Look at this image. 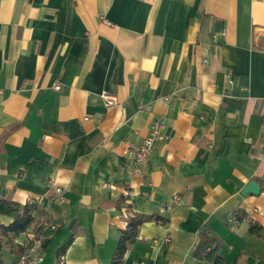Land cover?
<instances>
[{
    "label": "crops",
    "instance_id": "0c3cea01",
    "mask_svg": "<svg viewBox=\"0 0 264 264\" xmlns=\"http://www.w3.org/2000/svg\"><path fill=\"white\" fill-rule=\"evenodd\" d=\"M0 198L59 227L37 264L71 234L62 264H110L130 212L151 219L122 264H214L194 257L202 232L218 264H264V0H0Z\"/></svg>",
    "mask_w": 264,
    "mask_h": 264
},
{
    "label": "trees",
    "instance_id": "16d2710c",
    "mask_svg": "<svg viewBox=\"0 0 264 264\" xmlns=\"http://www.w3.org/2000/svg\"><path fill=\"white\" fill-rule=\"evenodd\" d=\"M125 199L120 202L123 204ZM236 219L243 217V211H236ZM4 219L8 221L5 222ZM151 219L150 216L130 212L127 218V223L124 229L120 231L119 238L115 249L111 256L110 264H122L124 254L129 247V244L136 236L139 226L146 220ZM53 222L51 217L40 207L37 201L31 200L24 204H20L10 199L0 198V264H3L1 249L8 248L12 254L16 255V259L21 255L29 252L35 246V240L40 239L39 250H43L51 237H46L45 233L49 230L50 223ZM59 227H55V232ZM249 232L255 234L258 232V227L250 224ZM22 235L27 239V243H18L15 240ZM74 235L71 234L68 239L57 250V260L64 255L65 250ZM220 245V240L215 234L202 232L198 244L195 247L194 257L213 261L218 264L220 256L217 249ZM15 259V260H16ZM25 264H29L26 262Z\"/></svg>",
    "mask_w": 264,
    "mask_h": 264
},
{
    "label": "built area",
    "instance_id": "2783aa9c",
    "mask_svg": "<svg viewBox=\"0 0 264 264\" xmlns=\"http://www.w3.org/2000/svg\"><path fill=\"white\" fill-rule=\"evenodd\" d=\"M224 32L225 30L222 29L219 32V34L223 35ZM205 61L206 60H204V62ZM54 87L58 89L59 85L55 84ZM102 97L104 99L105 106H111L117 102L116 97L110 94L104 93L102 94ZM165 99H168V96H166ZM163 126L164 124L160 119L154 120L150 124L148 131L142 140V143L137 148L130 150L128 152L129 153L128 155L129 156L128 158L129 159V170L132 173H139L141 171L142 165L148 159V156L154 144L157 141H160L164 138ZM54 198L57 201L63 200V189L61 187H58V186L55 187ZM179 200H180L179 195L172 196L168 202V206L172 205L175 202H178ZM234 222H237V220L234 219ZM55 227L56 225L53 222H51L50 228L55 229ZM15 241L18 243H22L20 239H16ZM40 243H41L40 239L35 240V246L31 248L28 253L21 255L19 258H17L16 260H14L13 262L9 264H25L26 262H28L29 264H37L42 259V256L39 253V249H38ZM62 259H63V256L59 258L60 261L58 260L60 264H62L63 262ZM143 264H151V263H143Z\"/></svg>",
    "mask_w": 264,
    "mask_h": 264
},
{
    "label": "water",
    "instance_id": "95a60500",
    "mask_svg": "<svg viewBox=\"0 0 264 264\" xmlns=\"http://www.w3.org/2000/svg\"><path fill=\"white\" fill-rule=\"evenodd\" d=\"M259 190V185L257 182L255 181H249L245 187L242 190V194H246V193H253V194H257Z\"/></svg>",
    "mask_w": 264,
    "mask_h": 264
},
{
    "label": "rangeland",
    "instance_id": "374dc122",
    "mask_svg": "<svg viewBox=\"0 0 264 264\" xmlns=\"http://www.w3.org/2000/svg\"><path fill=\"white\" fill-rule=\"evenodd\" d=\"M49 229H51V230H55V229H52V228H50V227H49ZM2 256H3V258H4V256H6V255H5V254H2ZM4 259H5V258H4Z\"/></svg>",
    "mask_w": 264,
    "mask_h": 264
}]
</instances>
